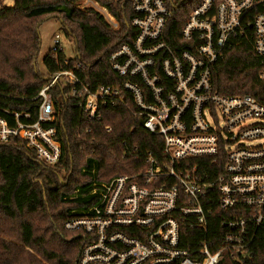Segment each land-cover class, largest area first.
I'll return each instance as SVG.
<instances>
[{
  "label": "built area",
  "instance_id": "2783aa9c",
  "mask_svg": "<svg viewBox=\"0 0 264 264\" xmlns=\"http://www.w3.org/2000/svg\"><path fill=\"white\" fill-rule=\"evenodd\" d=\"M74 1L105 13L118 28L95 0ZM132 5L138 33L110 57L121 87L92 89L78 76L84 67L76 62L46 77L35 122L0 109L8 117L0 116V143L19 137L43 164L55 167L62 145L56 128L44 126L55 118L54 85L70 88L89 122H100L105 109L125 106L129 94L162 150L148 152L144 172L96 185L91 195L98 203L67 222L66 230L86 236L79 263L242 264L264 228V102L219 94L212 73L228 51L249 45L264 82V0H201L178 46L167 42L171 13L163 0ZM62 50L56 40L51 52ZM216 218L221 233L207 239ZM187 238L195 244L191 251L183 247Z\"/></svg>",
  "mask_w": 264,
  "mask_h": 264
},
{
  "label": "trees",
  "instance_id": "16d2710c",
  "mask_svg": "<svg viewBox=\"0 0 264 264\" xmlns=\"http://www.w3.org/2000/svg\"><path fill=\"white\" fill-rule=\"evenodd\" d=\"M95 1L115 18L118 28L95 9H80L74 0H14L13 6H1L0 109L27 114L29 119L22 121L35 122L42 101L37 96L49 83L46 77L76 62L84 67L78 76L92 89L121 87L123 79L112 70L110 57L138 33L131 25L132 0ZM163 1L171 13L167 42L178 46L181 29L201 0ZM49 19L59 21L64 35L75 41L76 57L66 64L64 50L49 53L44 75L38 64L39 28ZM261 70L249 45L232 49L213 69L214 88L223 96L249 95L264 102ZM50 93L56 113L44 126L57 130L60 162L46 166L19 137L0 143V264H80L86 236L66 230L67 222L98 203L91 195L96 185L144 172L148 152L157 156L162 150L160 139L144 128L131 95H126L125 106L105 109L100 122H89L81 118L69 87L59 83ZM0 116L8 118L1 112ZM219 221H211L207 239L221 233ZM183 247L191 251L195 244L187 238ZM242 264H264V228L258 230Z\"/></svg>",
  "mask_w": 264,
  "mask_h": 264
},
{
  "label": "rangeland",
  "instance_id": "374dc122",
  "mask_svg": "<svg viewBox=\"0 0 264 264\" xmlns=\"http://www.w3.org/2000/svg\"><path fill=\"white\" fill-rule=\"evenodd\" d=\"M8 2V1H7ZM6 0H0V6L5 5ZM97 9V8H96ZM104 17H107L105 13H101ZM108 19V18H106ZM109 21V20H108ZM41 38V48L38 58V64L40 72L46 75L44 68V58L51 53L52 46L55 41L58 40L64 49V53L67 59H75L76 57V44L73 39H68L62 30V26L59 21L55 19H49L42 23L39 28Z\"/></svg>",
  "mask_w": 264,
  "mask_h": 264
},
{
  "label": "crops",
  "instance_id": "0c3cea01",
  "mask_svg": "<svg viewBox=\"0 0 264 264\" xmlns=\"http://www.w3.org/2000/svg\"><path fill=\"white\" fill-rule=\"evenodd\" d=\"M9 1V2H7ZM14 5V0H6L5 6H13ZM1 8V6H0Z\"/></svg>",
  "mask_w": 264,
  "mask_h": 264
},
{
  "label": "bare ground",
  "instance_id": "6f19581e",
  "mask_svg": "<svg viewBox=\"0 0 264 264\" xmlns=\"http://www.w3.org/2000/svg\"><path fill=\"white\" fill-rule=\"evenodd\" d=\"M9 2V1H8Z\"/></svg>",
  "mask_w": 264,
  "mask_h": 264
}]
</instances>
